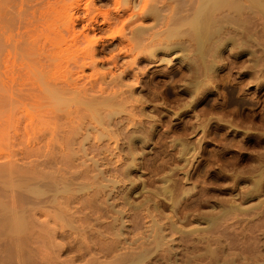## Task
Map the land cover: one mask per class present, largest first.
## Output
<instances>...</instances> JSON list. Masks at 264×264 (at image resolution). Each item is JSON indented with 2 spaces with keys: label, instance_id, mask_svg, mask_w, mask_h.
Returning <instances> with one entry per match:
<instances>
[{
  "label": "rangeland",
  "instance_id": "374dc122",
  "mask_svg": "<svg viewBox=\"0 0 264 264\" xmlns=\"http://www.w3.org/2000/svg\"><path fill=\"white\" fill-rule=\"evenodd\" d=\"M46 1L47 0H0V14H1L0 15V22H1L0 25H2V28L0 26V29H2V30H0V36H1L0 37V66H2L1 64H3V59H5L7 55H8V57H10V55H12V56L14 55L15 58L17 57V59L15 60L16 68L20 64L22 65L20 68H24V66H28L29 64H32V62L29 63V60H31V59L26 57L27 54L23 55V53H25L27 51L26 49H28V52H29V50L31 49L30 48L31 45H29V44L31 43L33 45L35 41L31 42L30 38H28V37H30V31L28 30L29 33L24 31L25 29L23 26H25V25L23 22L25 19H27L33 15L32 17L34 19L31 17V20H33L32 23H34L35 18L40 16L39 9L44 5L46 6V4L44 3ZM48 1H51V0H48ZM87 1L88 2L90 1L89 5H90V8L92 10L96 11L97 9H95V8H98L97 11L99 12V10L104 11V10H108V8H109L108 11H111L109 13H112L114 15H116L118 13L119 14L122 13L123 16L125 15V19H124L125 21L124 22H125L126 28L124 27L125 29L123 31L124 38H127L128 36H130L127 34H129L128 33L129 29L132 28L133 24L135 26H139V24H141L142 26H144V25L145 26H147V25L152 26V23H154L152 21V19H150L149 16H143L144 15V9L142 6L143 0H131L132 2H135L138 5L137 4L136 5H133V4L128 5L127 3H124V2H123V4L120 3V5H119L120 8L115 9V10H114V8H117V7L113 3V0H104V1L102 0V2L100 0H87ZM41 2L43 3V5ZM53 2L55 5L56 1L52 0L51 3L53 4ZM76 2L80 3L79 7H78L79 4L77 5ZM84 2L86 3L85 0L84 1H82V0H59V2H56L57 3L56 5H58L57 7H59L61 5V7H59L60 11L62 10V7L64 8L63 10H65V11L67 9L66 12H68V11L70 12L74 9L73 12L79 11L80 15H81V13L83 11V7H84V5H83ZM156 4L160 5V3H156ZM38 6H41V7L38 8ZM68 6L70 8H68ZM54 7H56V6H54ZM102 8H105V9H102ZM130 9H131V11H130ZM31 10H32L33 14H32V12H30ZM33 10H35L37 12L36 14H38V16L37 15H36V17L34 16L35 11H33ZM116 10H117V12H116ZM164 10H160L159 14L160 15L168 14V12H167L168 10L167 9L165 11ZM27 11L29 13H27ZM126 11H127V13H125ZM128 11L130 13H128ZM101 13L102 12H100L98 14L101 15ZM142 13H143V15H142ZM98 14L96 15V19H98L97 21L100 22L102 17ZM20 15H21V17H20ZM1 17H2V19H1ZM23 17H27V18L23 19ZM29 20H30V18H29ZM29 20L27 21V23L31 22V21L29 22ZM128 20L131 23L128 22ZM2 21H4V22H2ZM63 21H66L65 18ZM37 22L35 21V24ZM14 23H15V25H14ZM22 23H23V26H22L23 29H20L22 27H19L20 26L19 24L22 25ZM27 23H25V24L28 25ZM161 23H162V20L160 19L158 21V23L155 24V26L153 25L149 29L148 32H151L154 30L159 31V29H162L160 27L158 28V26H161ZM120 24H121V22H120ZM128 24L129 25L132 24V25L129 26ZM117 25H119V22H118V24H116V26ZM25 27H27V26H25ZM32 27H34V26H32ZM32 27H30V30L32 29ZM127 28H129V29H127ZM76 30H78V31L81 30V22L75 24V31ZM23 31H24V33H21ZM32 31H31V33H32ZM109 31L110 30H106L103 32L104 34L102 33V35H101V33H99V34H97V36L98 35L102 36L101 39L103 41L100 43V45L106 44V46L108 45L107 48H109L110 45L111 46L113 45L114 48L116 47L115 50L113 49V52L115 53V52H117V45L119 44V41H120L119 37L120 36L113 35L114 38H110L109 35L114 33V29H113V31L111 29V31H112V32L110 31L111 33H109ZM22 35H24V37ZM25 35H27L28 37ZM35 35H36V32H35ZM18 36H19V38H16ZM40 38L42 39L41 36H40ZM28 39L30 40V42H28L29 41ZM41 39H39V41H36V42L38 43V42L42 41ZM18 40H20V41L18 42ZM23 40H28V41H25V43L29 46L24 45L25 43ZM34 40H37V39H34ZM40 43H38L39 46L42 45V43H41V45H40ZM19 44H21V45H19ZM22 45H23V47H22ZM38 45L36 44V46H34V47H36V50L33 46H32L31 50L37 51ZM19 46H20V48H19ZM16 47H18V49ZM38 49H39V47H38ZM173 50L174 51H172V50L170 52L168 51V53L166 54L167 57L161 53L160 54L158 53L156 58H158V57L159 58L157 59V61H154L151 63H138V65H133L135 67L134 70H136V72H138V76L140 77L139 84H137L135 82V80H133L131 77L123 79L124 83L129 84V82L131 80L130 84H133V86H138V88L134 92V96L137 97L139 100H142L141 103L140 102H137V103L134 102V106H133L134 108L132 107L134 109V111H133V109H131V107L129 108L136 115L131 110L127 109V111L128 112L130 111L131 113H133L134 118H138L137 113L141 109L143 110V108H144V110H143L144 114L142 115V117H140V119L143 118L141 120H143V125L145 127V131L147 129H149L150 127H151L152 131L149 134L146 131L142 135V137L145 139V143L140 142L141 140L135 141V142H138V144H140V145L143 144V146H142V150H140L142 152L141 153L142 155L141 154H137L138 156L135 155V158H136L135 162L137 161L136 162L137 165L130 169L129 176L132 177V181L130 180L131 179L130 177H129L130 178L129 180L128 179L120 180L119 177L115 174L116 173L115 169H117L119 166H125V167L128 166L127 161L129 162L130 158L124 154L125 149H126L125 148L126 145L123 143L121 137H118L119 135L116 137L117 138L116 140L115 139L112 140L113 138L108 140V142L110 144L114 143V144H111L112 147L115 146L116 143L119 146V149H116V150L113 149L111 151V155H109L110 160L108 158V155H106V160L108 158V160H109L108 162L110 163V161H111L113 166H116V167H112L111 163L109 164L110 166L109 165L107 166L105 164L101 165V163L103 161L100 159H99V161L101 163L97 160V164L99 163L97 165V167L99 169H104V168H106V166L110 168L109 171L104 173V175L107 174V176L110 177V179L107 176L104 177V179H103L104 183H102V184L106 183V184H108L107 186H109L112 183V181H113V184H111L109 187L106 186L107 189L104 190L106 193L104 192L103 195L97 194L98 196L96 197L95 193L97 191H95L94 195H95V198H97V199L92 197L93 192L90 191V190H95L96 188L93 189V188L89 187V188L85 189V191L84 190L81 191L80 194H78V192L76 194L75 190H77V189H75L73 191L75 194L73 193L74 195H72V196L69 193H67L68 195L66 193H63L64 195L61 194L60 198H57V197H59V195H56L58 203H55V205L52 203V205H51V203L46 201V200L50 199V197L53 196L51 194H53L54 191H49L51 193L50 194V193H48V191L45 190V188L43 186L40 187L41 184H36V183H35L36 186L34 189V190H36V192H34V190L30 189V188H33V186L35 184L31 185L32 182L31 181L28 182V180H25L28 178V177L27 178H25V177L27 175H29L30 172L32 174L33 170H34L33 173L43 172V173H40L41 175L39 174L40 176H42V174H43V176L44 175L49 176V173L46 174L49 167L47 168V166L45 167L42 164L41 165L38 164V166H35L34 162L33 161H32L33 163L31 162L32 159H34L36 156L38 157L40 155L39 153H33V154H35V157H32L34 155H32L31 153H28L30 156V157H28L27 154H25V153L21 154V152H20L19 154H21V156L24 154L22 156V158L18 154L19 151L17 150V148L20 147V144L23 145L25 142L23 140H22L23 143L20 142L21 140H19V137L16 138L17 136H15V139H16V141H15L14 138H12V137L10 138L9 135L13 134V132H14V131H12L13 130L12 127H14V125L12 126V124L14 123L13 120L17 121V118H15V116L13 114H15V115L20 114V112H18L17 109H19V108L22 109L23 106L19 107V106H17V103H12L13 107H14V105H16V107H19V108L15 107L16 108V113H15L14 112L15 108H13L14 109L13 110L11 104H10L11 106H8L9 105L8 104L9 94H8L7 89L5 87L0 86L2 88H5V89L0 88V90L1 89L3 90V91L1 90L2 92L0 91V94L2 93L0 95V101L3 100L4 102H6L4 104L0 102L1 103L0 104V163L3 162V163H1L2 165L0 164V168L2 170L6 169L10 172L11 167L9 166V164H8V166H7V164L6 165L4 164V161L6 159H8V160H6L7 163L8 162L10 163L11 162L9 160L10 158L12 160L15 159L12 162H14V163L16 162L17 165H19V164L21 165V168L19 165L18 166L19 168H17V166H16V168H17L16 169L14 167L16 165V163H15V165L13 164L14 166L10 164L11 166H13L16 169V170H13L15 172V173L14 172L13 173L16 174V172H17V174L20 175V176L16 175L15 177L12 178V175H14V174L12 172H10L12 174V175H10V173H8V171H7L6 173L9 175L11 182L8 181L9 178H4L0 173V176H1L0 177V192H1L0 193V204H3V207H2V205H0V211H1L0 212L1 213L0 214V221H1L0 226H2V229L0 227V231H1V233H0V264H91V262H92V264H94V263L95 264H119V263L120 264H128V263L129 264H131V263L132 264H215V263L216 264H223V262H224V264H256V263L257 264H264V162H263L264 161V70L260 68L261 70L259 72H256L257 74L254 73L255 71H253V70H255V68L252 69L250 66H248L250 63H248L249 57L247 54L244 55L242 53V54L238 55L237 57L236 56L229 57L228 56L229 51L225 50L223 52L224 53L223 54V56H224L223 63L224 64L222 63V67L220 69L216 70L215 75H213V77H211L210 80L208 79V86H207V88L203 89L204 93L197 95L198 98H196L193 103H190L191 101L189 100L190 98L188 96V91L186 90V88L184 86L185 85L184 83L188 81V78H186V77H188V75H189V73L187 71L188 66H187V64H185V59H184L185 56H182L183 54H185V52H184L185 49L182 51L177 50V49H173ZM21 51H23V53H21ZM18 52H19V54H21L20 56H22L24 58L20 57ZM28 52H26V53H28ZM7 53H9L10 55ZM29 53L31 54L33 52H29ZM29 53H28V56H29ZM226 54L228 57L226 56ZM100 55L97 56V59H99V58L102 59V57H105L103 55L108 56V54H103L102 56H100ZM33 56H31V57L33 58ZM105 58H103L104 63H100L99 65H97V69L99 71H102V70L106 71L107 70L106 68L108 67L107 66L108 62L105 61ZM128 58H130V57H127L126 59H128ZM27 59H29V60L27 61ZM164 59H166V60H164ZM167 59H169V60H167ZM122 60H125V59H120L119 62H121ZM31 61H33V60H31ZM26 63H28V65ZM34 65H36V63ZM139 66H141V67H139ZM243 66H244V68L245 67H247V68L244 69V68H242ZM31 67H33V64L31 65ZM37 67H38V65H37ZM18 68H19V66H18ZM34 68H35V66L33 67V69ZM136 68H138V69H136ZM139 68H141V69H139ZM258 68H256V70ZM91 69L86 68L85 74L88 75V73L91 71ZM28 70H32V69L28 68ZM34 71H35L34 75L36 77L37 75L35 73L37 71L36 70H34ZM21 72H24V71L22 70ZM30 73H31V71H30ZM32 73H33V71H32ZM184 73L186 74V76L184 75ZM29 75H31V74H29ZM34 75L32 74L31 77H33ZM39 75H41V73ZM214 76H216V77H214ZM183 77L186 80H184ZM217 78H219V79H217ZM0 79H1V77H0ZM36 79L39 80L38 76ZM37 80H36V82L39 84V81L41 82V80H39V81H37ZM33 81H35V79ZM148 84L150 85V87L148 86ZM153 84H155V85H153ZM142 86H145V87H142ZM149 90H150V92L153 91L151 93H155L154 94L155 96L153 97L155 99H153L152 97L150 98V94L147 93V91H149ZM3 93H5V94H3ZM6 94H8L7 98H6ZM140 94H142V95L144 94L143 97H141L142 95L140 96ZM145 94H146V96H145ZM2 95L4 96V98H6V100L3 97L1 99ZM187 97H188V99H186ZM147 99L149 101H152V102L149 103V101H146ZM144 100H145V103H143ZM139 105L141 108L139 107ZM5 108H7V109L5 110ZM25 108H29V106L25 107ZM29 109H31V108H29ZM5 111H6V113H5ZM19 111H22L25 113V111H23V110H19ZM33 111H34V109H33ZM33 111H30V112H33ZM127 111H125L124 114ZM144 111H146V112H144ZM11 112H13V113L11 114ZM148 112L150 113L149 114L150 116L147 115ZM9 113L11 115H9ZM6 114L9 115L8 117L11 116L12 118L10 119L7 117V119H6V116H7ZM121 114H123V113H121ZM144 115L145 116L147 115V116L144 117ZM151 115H153L154 117ZM18 116L19 115H16V117H18ZM20 116H19V118L21 119ZM24 117H23L24 119L22 118L23 122H21V120L18 118V120L20 121V125L17 124V122L15 121V123L18 125V127L19 126L21 127V126H23V124H25V119H27V118H26V116H24ZM6 120L8 121V123ZM9 121H10V124H9ZM21 128H23V127H21ZM19 130H21V129H19ZM19 132L20 131H18V133ZM14 135H15V133H14ZM5 137H6V139H5ZM8 137H9V139H8ZM146 137H148L149 139H146ZM118 139H120L122 142ZM147 140H148V142H147ZM11 141L16 142L15 143L16 145L14 144V146H16V147H14V149L11 148L13 146H10V145H13V142H11ZM17 141L20 144L19 143L17 144ZM119 141L122 144H120ZM40 143L42 144V142H40ZM181 145L186 146L183 149L184 150L183 155L179 154V152L182 153L180 151V149L182 150ZM25 146L26 145H24L23 147L21 146V147L24 148ZM20 148H18V149H20ZM10 150L12 152H14V157L18 154L19 155L18 157H20V160H17V159H19V158H17V156L15 158H12L13 156L9 158L7 156V154H10L9 153ZM2 154H4V155H2ZM11 154H13V153H11ZM5 155H6V157H5ZM25 155L28 158L25 157ZM117 155H118V157H117ZM89 156H90V154H89ZM37 157H36V159L39 158V160H40V156L38 158ZM42 158H43V156H42ZM95 158L96 157H94V159ZM120 158H122V160ZM2 159L3 160L5 159V160L3 161ZM115 159H117V160H115ZM6 161H5V163H6ZM28 163L34 164L35 167L32 166V164L29 165ZM124 164H126V165H124ZM163 164H164V166H163ZM23 165L26 166V167H24V169L27 168V169H30V171L28 172L27 169L22 170ZM103 165H105V166H103ZM159 165H161V166H159ZM29 166H30V168H29ZM31 166L34 167L36 170L35 169L32 170ZM42 166H43V168H42ZM178 166H180V167H178ZM260 166H261V168H260ZM13 167H12V169H13ZM38 167H40V168H38ZM44 167H45V169H44ZM159 167H160V169H159ZM51 168H50V170H51ZM111 168H112V170H111ZM113 168H115V169L113 170ZM18 169H21V170L18 171ZM38 169H40V170H38ZM6 170H3V171L5 172ZM161 170L165 173H163ZM20 171H26V172L18 173ZM51 171L53 172V169ZM51 171H49V172H51ZM176 171H177V173H176ZM0 172H2V171H0ZM6 173L5 174L2 173V174L5 175V177H6ZM38 173H36V174H38ZM51 173H50V176H52L53 178L56 175L58 176V174H55L54 172H53L54 176H53V173H52V175H51ZM151 173H153L154 175ZM157 173L160 175V178L158 177L159 175ZM23 174H24V177L21 178V179H23V183L16 185V183L18 184L19 181H21L20 177H22L21 175H23ZM171 174L173 175V177ZM8 175H7V177H8ZM165 175L169 178L168 179L165 178ZM17 176L20 180L17 178ZM57 176L55 179L59 178ZM111 177L116 179L115 184H114L115 180L112 179V181H111ZM15 178L18 179V181L14 180ZM45 179L48 180L47 178H45ZM175 179H177V180H175ZM117 180H118V182H117ZM123 180H124V182H123ZM165 180H166V182H165ZM4 181H6V182H4ZM13 181H16V183ZM105 181H107V182H105ZM258 181H260V183ZM8 182H10V183H8ZM65 182H66V180H65ZM131 182H133L134 184ZM256 182H257V184H255L256 185L255 188L256 189L258 188L259 189V190L257 189L258 191L254 188V183H256ZM12 183L15 184L16 190H15V188L13 189L14 186ZM29 183H31V184H29ZM6 184L7 185L9 184V186H7ZM24 184H25V186L27 185V187H26V190L23 192L22 189L24 188ZM79 184L77 183L78 186H79ZM168 184H169L168 188L172 187L169 190L170 191L173 190L171 194H170V192L168 194L170 195V197H172V196L174 197V198L172 197L174 199V201L177 200L176 204H173L174 201L170 199V197L167 193H166V195H163L164 197H160V196H162V194L158 195L159 198H158V196H155L162 189L163 186L167 187ZM175 184H177V186H175ZM20 185H22L21 191H20V188H17ZM28 185H30V187ZM77 185H75V186L77 187ZM159 185L160 186L162 185L161 188ZM10 186L12 188L9 190ZM71 186H73V185H70V188H71ZM257 186H259V187H257ZM37 187L38 188L40 187V189L38 190ZM5 188H7V189H5ZM109 188H111V189H109ZM149 188H150V190H149ZM248 188H251L249 190H251L250 191L251 194L253 193L252 196H251V194H249L250 196L248 195ZM155 189H157V190H155ZM7 190H8V192H7ZM11 190H12V192H11ZM17 190H19V191H17ZM31 190L34 192V195L32 194L33 192ZM42 190H44L45 193ZM252 190L257 191L258 193L257 192L254 193V192H252ZM13 191H16V194L13 193ZM39 191L42 192L43 194L41 196V194L39 193V198H37L36 193ZM113 191L115 192V194ZM19 192H20V194H18ZM27 192L29 193L28 196L30 197V200H27V198L29 199V197L27 196ZM108 192H110V193L108 194ZM154 192H157V193H154ZM180 192H182V193L180 194ZM183 192H186V194ZM21 193H23V194H21ZM82 193H83V195H82ZM119 193H120V195H119ZM125 193H127V196H128V203L127 202L124 203V201L122 199H120L121 195H124ZM144 193H147V194H144ZM14 194L16 195V196H14L15 198L18 197L17 194L19 195V198H18L19 200L17 198H16V200H18L20 202H16L15 198L13 197ZM30 194L32 197L30 196ZM65 194L68 197L71 196L72 199H71V197H69L70 200H66L65 198L67 196ZM150 194H153V195L151 196ZM244 194H246L247 196L245 197ZM24 195L27 196V198ZM62 195L64 196V201L62 199L63 198ZM78 195H82L83 199H81V197L77 198L76 196H78ZM146 195H147V197H146ZM4 196L6 198H3ZM99 196L102 198L100 199ZM116 196H118V197H116ZM144 196H145L146 200L143 199ZM149 196H150V198H149L150 201H151V197H152V200H153V201H151L152 203H150L148 200ZM34 197H35V199H37V201L34 200ZM73 197L74 198L76 197L79 201L76 198L73 199ZM114 197L117 199L115 200ZM153 197H155L156 199H154ZM243 197H244V201L242 199ZM89 198L92 200H90ZM103 198L106 199L107 201L104 200ZM118 198L120 199L121 203H120ZM246 198H247V200H245ZM88 199L91 202L93 201V199H95L93 201L94 203H96V201L98 199H100V202L98 200L97 203H99L101 205V207L97 203H96V205H98L99 207L98 206L96 207V205L94 206L93 203H91ZM102 199H103V201H102ZM60 200H62V201L59 202ZM71 200H73V201H71ZM113 200H115V201H113ZM138 200H141L143 202L138 201ZM43 201H44V203H43ZM82 201L85 203L82 204L83 203ZM146 201H148V202H146ZM170 201H172V202H170ZM1 202H3V203H1ZM4 202H5V204H4ZM9 202H11V203H9ZM35 202H37V205L39 204V209L35 205ZM101 202H103V204L104 203L105 204L102 205ZM110 202H111V204H110ZM185 202H186V204H185ZM240 202H242L241 203L242 205L240 204ZM261 202L263 204H261ZM31 203L34 204V206L31 205ZM62 203H65L64 205L66 207ZM86 203H89V205L87 204L89 207L87 205H85ZM135 203L137 204V206H135ZM171 203H172V205H171ZM252 203H254L255 205L257 204L258 206L256 207L253 204V206H254V208H253V206H251ZM13 204L19 208L21 206H24V205H26V206L22 207L24 209L21 208V210H19V212H18L17 207H15ZM27 204H28V206H27ZM145 204H146V206H145ZM228 204L229 205L232 204V206L230 205L231 207H234V206L237 207L238 204H240V208L250 207L251 209L249 208L246 210L244 208V210L242 209L244 212H242L240 209H239L240 211H238L236 209L237 212H239V213L241 212L240 213L241 215L238 213L239 216L236 214L237 212L235 209L233 212H236V213H234V214L233 213L232 214L226 213L227 214L226 215V214H224L225 212L223 213L220 210H223V209L226 210L227 207L229 208ZM233 204H236L237 206L233 205ZM5 205L7 206V208ZM60 205L63 208L60 207ZM81 205H83L84 207ZM90 205H92V206H90ZM132 205H133V207H132ZM226 205H227V207H226ZM4 206L6 209H8L7 211H6V209L4 210ZM8 206H11V209H9ZM134 206H135V208H134ZM172 206H173V210H172ZM12 207L13 208L15 207L16 210H15V208H14V210L17 211L18 213L13 211L15 213L13 215V212H11L13 210ZM30 207H31V209H30ZM81 207H82V210H81ZM104 207L107 209V211H105ZM108 207H110V208L108 209ZM113 207L115 209H118V210L113 209ZM121 207L124 209H122ZM169 207H171V208H169ZM181 207H182V209H181ZM221 207H223V208L220 209ZM231 207L229 208V210H231ZM259 207H260V211H259ZM43 208H44V210H43ZM53 208L54 209L57 208V209H55V211H54ZM60 208L62 210H60ZM89 208H91V209H89ZM95 208H97V209L100 208V209H98L99 210L98 211ZM228 208H227L226 212H230L228 210ZM101 209H104V211H101ZM161 209L163 211H161ZM95 210H96V212H95ZM109 210H110V212H109ZM122 210H124V211L122 212ZM127 210H129V211H127ZM143 210H144V212H143ZM214 210H217V211L219 210L218 212H220V215L222 213L223 214L221 216L219 215V217H221V218L218 217L219 218L218 219L216 217L217 220L215 219V221H211V220H209V218L213 217L215 214H218L217 211H214ZM2 211H3V213H2ZM8 211H10V212L8 213ZM39 211H41L42 214ZM93 211L96 214L91 213ZM147 211H149V212L147 213ZM150 211H151V213H150ZM171 211L173 214L170 213ZM20 212H24V213H20ZM28 212H29V214H28ZM44 212H46V213H44ZM64 212H65V214H64ZM88 212H90V213H88ZM112 212H113V214H112ZM175 212H176V214H175ZM39 213H40V216H39ZM59 213H61V214H59ZM66 213H67V215H66ZM121 213H123V214H121ZM199 213L201 216L198 215ZM6 214L8 215L7 216L8 220H6V218H5ZM18 214H23L25 216H22V215L19 216ZM99 214H101V215H99ZM109 214L111 216L112 215L113 216L111 217V216H109ZM181 214H185V215H181ZM202 214H204L205 217ZM248 214H249V216H248ZM9 215H11V217L16 219L15 222L20 219L19 217H21L20 220L22 221V218L24 217L23 218L24 224L21 225L20 229L15 228L16 224H15L13 218L11 219ZM15 215L18 216L19 219L14 217ZM36 215H37V217H36ZM46 215H49V216H46ZM91 215H93V216H91ZM103 215H105V216L103 217ZM116 215L118 217H116ZM172 215L173 216L175 215V216L173 217ZM26 216L27 217L30 216V217L27 218ZM48 217H49V219H47ZM80 217L84 220H82ZM101 217H102V219H101ZM120 217H122V218H120ZM128 217H129V219H128ZM150 217H151V219H150ZM152 217H154V218L152 219ZM158 217H161L162 220H159L160 218H158ZM171 217H173V218H171ZM182 217H183V219L185 217L186 218L183 220ZM201 217H202V219H201ZM37 218H39V219H37ZM69 218H70V220H69ZM118 218H119V220H118ZM165 218L166 219L168 218V220H166ZM30 219L33 220V222H30L29 221ZM35 219H36V221H35ZM120 219H122V220L120 221ZM155 219H156V221H154ZM230 219H231V221H230ZM24 220L25 221L27 220L28 222L26 221L27 222L26 223V222H24ZM41 220H44V221H41ZM142 220H143V222H142ZM152 220H153V222H151ZM4 221L6 222L7 226H5ZM11 221H13V223ZM34 221L38 224V226L40 225L39 226L40 228L38 226H36V227L34 226V228H32L33 225H37ZM81 221L83 222L84 225L82 224ZM84 221H85V223H84ZM161 221H162V224H161ZM7 222H8V224H7ZM40 222L41 223L44 222V224H41ZM61 222L64 224H62ZM68 222H69V224H68ZM103 222H105L104 225L109 223L108 225H106L109 227L104 226ZM106 222H108V223H106ZM114 222H116L117 224ZM121 222L123 223L124 226L122 225ZM149 222H151V223H149ZM10 223H12L11 224L12 227L10 229H8L9 228L8 225H10ZM28 223L30 224L29 226H28ZM137 223H138V225H137ZM152 223H154L153 226L156 223H157L158 227L160 226L159 227V229L161 231V232H159L160 235L163 233V235H161L162 237L160 235L157 239L155 237L156 240L154 242H152L153 241V239H152L153 234L151 235V233H154V230H152V228H155L157 225L154 227H151ZM173 223H174V225H172ZM80 224H82V225H80ZM112 224H114V226ZM175 224H176L177 228L175 227V229H173ZM196 224H197V226H196ZM219 224H220V226H219ZM251 224H252V226H251ZM25 225H26V227H25ZM43 225H45V226H43ZM46 225H47V227H46ZM62 225L63 226L65 225L64 226L65 228ZM67 225H69L70 227L69 226L67 227ZM116 225H118V226L116 227ZM41 226H42V228H41ZM51 226H53V227H51ZM71 226L73 229L71 228ZM84 226H86V227H84ZM94 226H95V229H94ZM171 226H173V228ZM178 226H180V228ZM81 227H82V229H81ZM203 227L206 229H203ZM26 228H28L27 229L28 231H26ZM29 228H30V230H29ZM31 228H32V231L34 230L33 231V234L35 233L34 236H33V234L30 233V232H32ZM46 228L48 230H46ZM107 228H109L108 230L110 232L106 231ZM120 228H121V230H120ZM145 228H147V229H145ZM161 228L162 229L165 228V230H162ZM182 228H184V229H182ZM245 228H246V230H245ZM7 229L9 230V232H11L10 230L12 229L13 234L7 232ZM40 229L41 230L44 229L46 231L45 232L43 230L40 231ZM49 229H50V231L51 230L53 231V229L55 231H53V233L51 231V233H50ZM85 229H87V230H85ZM178 229H180L179 232H178ZM188 229H191V231H192V232L191 231L189 232L190 234H187L189 231ZM18 230L19 231L21 230L22 233L20 234V232ZM24 230H25V232H24ZM35 230H36V232H35ZM146 230H148V231H146ZM149 230L150 231L152 230L153 232L151 231V233H150ZM181 230L183 231V233ZM96 231H97V233L98 232L99 233L97 234ZM135 231H137L138 233ZM172 231H174V233ZM176 231L178 232V234H176L177 233ZM37 232L39 233V236H38ZM40 232H41V234H40ZM78 232H80V233H78ZM143 232H144V234H143ZM64 233H65V235H64ZM149 233H150V236L148 235ZM28 234H29V236H27ZM116 234H117V236H116ZM127 234H129V235H127ZM165 234H166V236H165ZM31 235H32V237H31ZM135 235H137L136 238H135ZM15 236H17L16 241H15L16 238H14ZM53 236H55V237H53ZM145 236L147 237L146 238L147 241L144 240ZM197 237H198V239H197ZM36 239L38 240L37 243H36ZM49 239L51 242L49 241ZM27 240L28 241L30 240V241L27 242ZM41 240H43L44 244H42ZM104 240H105V242H104ZM142 240H144V241H142ZM159 240H160L161 244H160ZM163 240H164V242H163ZM215 240H216V242H215ZM87 241H88V243H87ZM118 241H120V242H118ZM156 241L160 244V245L158 244L157 247H156V244H157ZM10 242L11 243L13 242L14 244L13 243L11 244ZM31 242H33V245ZM166 242H167V244H166ZM21 243H22V245H21ZM102 243H104V246L102 245ZM136 243L138 244V246ZM150 244H152V245H150ZM15 245L18 248L15 247ZM111 245H112V247H111ZM130 246H133V247H130ZM143 246H144V248H142ZM169 246H171V247H169ZM12 247H13V249H12ZM19 247H20V249H19ZM38 247H39V249H36ZM126 247L128 249H126ZM28 248L29 249L33 248V249L29 250ZM109 248H111V249H109ZM107 249H109V250H107ZM102 250H104V251H102ZM129 250H131V252ZM169 250H171V251H169ZM19 251H20V253H19ZM113 251H115L117 255ZM118 251H120V252H118ZM134 252H135V254H134ZM140 253H141V255L139 256ZM216 254H217V257H216ZM131 255H133V256H131ZM22 256H23V258H22ZM91 256H93L94 258ZM113 256H117L118 258L113 257ZM128 257H129V259H128ZM133 257H134V259H133ZM142 257L144 259H142ZM21 258H22V260H21ZM112 258H113V260L115 258V260H114L115 262L112 260ZM136 258L137 259L139 258V259L137 260ZM89 259H91V260L89 261ZM117 259H119L120 262ZM224 259H225V261H224ZM129 260H130V262H129ZM259 260H261V261L259 262ZM254 261H256V262L254 263Z\"/></svg>",
  "mask_w": 264,
  "mask_h": 264
},
{
  "label": "bare ground",
  "instance_id": "6f19581e",
  "mask_svg": "<svg viewBox=\"0 0 264 264\" xmlns=\"http://www.w3.org/2000/svg\"><path fill=\"white\" fill-rule=\"evenodd\" d=\"M52 1V0H51ZM51 1H46L44 2L46 4V6H38L41 7L39 9V14L40 16H38V14H36L37 12L35 10V13H34V16L36 17V15L38 17L35 18L34 20V23H32L33 20H31V17L30 20L29 18L27 17H23L24 18H27L29 20L30 23H27V19L24 20V25L27 26H23V23L22 25L19 24L20 26L19 27H24V31H26L27 33H29L30 31V40L31 42H36V41H39L40 36L42 37V41L38 42L40 43L41 46L38 45V43L34 42V44L32 45L31 43L29 45L30 48L32 49V46H36V44L38 45L37 47V51H34V50H29V52H33V53H29L28 52V49H26L25 51L29 53V56H28V53H23V51H21V53L24 54H27L26 57L30 58L31 60L27 59V61L29 60V63L32 62L33 64V67L35 66V68L33 69V67H31L32 64H29L26 63L28 66H24V68L27 70H25L24 68H20L22 65H18L17 68H16V62L15 60L17 59V57L15 58V56L13 57L12 55H10V57H8V55L6 56L5 59H3V64H1L2 66H0V86L2 87H5L8 91V94H9V99H8V106H11L12 105V109L16 107V105H14L13 107V104L12 103H17V106L19 107H22L23 108H19V107H16V108H19L17 109L18 112H20V114H16V115H21V119L18 117H16L15 114H13L15 116V118H17V124L20 125V121L18 120V118L21 120V122H23V119L25 118L24 116H26L27 119H25V124H23V128H20L18 127V125L15 123V121L13 120V122L16 124H12V126L14 125L13 130V134L9 135V137L11 138H14V140L16 141L15 139V136H17L16 138L19 137V140H21L20 142L23 143V141L25 142L23 145H21L18 141H17V144L19 143L20 144V147L26 145L24 148H20L17 150L19 151L18 154L21 152L22 153H25L29 156L28 153H31L32 157H35V154L33 153H39L40 155V160H39V156L37 157L38 159H36V157L34 159H30L31 162L33 161L35 166H38L39 165H43V166H47V168L49 167L48 171L46 172V174L49 173V176H40L41 174L40 173H43V172H36V173H33L35 169L34 167V164L32 163H28L29 165L32 164V174L30 172V176L27 175L25 178V180H28L32 182L29 183L31 185H34L35 183L36 184H41V186H43L45 188L46 191H48V193H50L49 191H54L52 197H50V199L46 200L48 202L52 203L55 205V203H58V200L57 198H60V195L63 194V193H69L72 195H74L75 193L77 194H80L81 191H85V189L91 187L95 190H90L91 192H93V195L92 197L95 198V195L96 197L101 194L103 195L104 194V190L107 189V187H109L111 184H113V180L114 181V184L116 182V179L112 178L111 177V181L112 183L107 186L108 184H102L104 183L103 179L104 177L107 176L104 175L105 172L109 171V167H107L110 163L108 162L110 160L109 158V155H111V151L114 149H119V146L117 145V143L115 144V146L112 147L111 144H114V143H109L108 140L112 139V140H116L117 136L118 137H121L123 143L126 145L125 146V155L127 157L130 158L129 162L127 161V165L128 166H119L117 169L113 168V170L115 169V174L119 177L120 180L122 179H130L132 181V177L129 176L130 174V169L134 166L137 165V161L135 162L136 158H135V155L137 154H141L142 152L140 150H142V145L138 144V142H135V141H139L141 140L140 142L142 143H145V139L142 137V135L147 131V133L149 134L152 129L151 127L149 129H147L145 131V127L143 125V118L140 119V117H142V115L144 114L143 113V110L141 109L138 113H137V117L138 118H134V102H140L142 100H139L137 97L134 96V92L136 91V89L138 88V86H133V84H129L128 83H124L123 82V79L124 78H128V77H131L133 80H135V82L137 84H139L140 82V77L138 76V72H136V70H134V66L133 65H138V63H151V62H154V61H157V59L159 58H156L158 53L160 54H163L166 56V54L168 53V51L170 52L171 50L174 51L173 49H177V50H184L185 49V54H183L182 56H185L184 59H185V64H187V71L189 73L188 77V81L185 82L184 86L186 88V90L188 91V96H189V101L190 103H193L194 100L197 97V95L201 94V93H204L203 92V89L207 88L208 86V79L210 80L211 77H213V75H215V72L217 69H220L222 67V63H223V52L225 50L229 51L228 52V56L231 57V56H238L240 54H247L248 55V59H249V62L250 63L248 66H250L252 69L255 68V71L254 73L256 72H259L261 69L264 70V0H143V9H144V15L142 13L143 16H149L150 19H152V21L154 23H152V26L155 24L158 23V21L161 19L162 20V23H161V26H158V28H162V29H159V31H151V32H148L149 29L152 27L151 25L150 26H142L141 24H139V26H135L133 23L130 24L132 25V28H127L129 29V34L127 35H130V36H126L127 38H124V29L126 28L125 27V15L123 16V14H112V13H109L111 11H108V10H104V11H101L99 10V12L97 11L98 8H95L97 9L96 11L95 10H92L90 8V5H89V2L87 0L86 3L84 2V7H83V11L80 15V12L79 11H66L63 10L64 8L62 7V10L60 11L59 7H61V5L59 7H57L58 5H56L57 3L56 2H59V0H55V5H54V2L53 4L51 3ZM54 1V0H53ZM84 1V0H82ZM102 2V0H100ZM104 1V0H103ZM124 3H127L128 5L129 4H133V5H136L137 3L135 2H132L131 0H113V3L116 5L117 8H114L115 9H118L120 8L119 5L120 3L123 4ZM42 3V2H41ZM40 3V4H41ZM78 7L80 6V3L76 2ZM106 3V2H105ZM111 3V2H110ZM156 3H160V5L156 4ZM39 4V3H38ZM37 4V5H38ZM100 4V3H99ZM43 5V3H42ZM132 5V6H133ZM138 5V4H137ZM56 6V7H54ZM70 6V5H69ZM68 6V8H70ZM131 6V7H132ZM136 7V6H135ZM37 8V9H38ZM43 8V9H42ZM57 8V9H56ZM77 8V7H76ZM36 9V8H35ZM45 9V10H44ZM102 9H105V8H102ZM107 9V8H106ZM123 9V8H122ZM121 9V10H122ZM135 9V8H134ZM133 9V10H134ZM168 10V14H163V15H160L159 14V11L160 10ZM164 10V11H165ZM131 11V9H130ZM32 12V10L30 11ZM41 12V13H40ZM96 12V13H95ZM102 12L101 15L98 14V13ZM117 12V10H116ZM124 12V11H123ZM2 13V12H1ZM19 13V12H18ZM21 13V12H20ZM27 13H29L27 11ZM127 13V11L125 12ZM128 13H130L128 11ZM24 14V13H23ZM33 14V12H32ZM100 15L102 17L101 21L98 22L96 19V15ZM112 14V15H111ZM1 15V14H0ZM25 15V14H24ZM128 16V15H127ZM132 16V15H131ZM19 17V16H18ZM21 17V15H20ZM130 17V16H129ZM128 17V18H129ZM11 18V17H10ZM33 18V17H32ZM39 18V19H38ZM65 18L66 21H63ZM2 19V17H1ZM20 19V18H19ZM34 19V18H33ZM38 19V20H37ZM13 20V19H12ZM27 20V21H26ZM19 21V20H18ZM17 21V22H18ZM26 21V22H25ZM35 21L37 22L35 24ZM119 22V25L116 26V24H118ZM144 21V20H143ZM4 22V21H2ZM22 22V21H21ZM20 22V23H21ZM81 22V30H76L75 31V24L77 23H80ZM121 22V24H120ZM128 22H130L128 20ZM1 23V22H0ZM25 23H27L28 25H26ZM131 23V22H130ZM135 23V22H134ZM8 24V23H7ZM31 24V25H30ZM33 24V25H32ZM36 26H35V25ZM15 25V23H14ZM18 25V24H17ZM16 25V26H17ZM129 25V24H128ZM129 25V26H130ZM160 25V24H159ZM1 28H2V25H0ZM34 26V27H32ZM18 27V26H17ZM16 27V28H17ZM20 28V29H23ZM30 27H32V29L30 30ZM125 27V28H124ZM128 27V26H127ZM19 29V28H18ZM19 29V30H20ZM27 29V30H26ZM113 31L114 29V33H112L111 35H109L110 38H114L113 35H118L120 36L119 39V46L117 45V52H113V49L115 50V48L113 47V45L109 48H107L106 44L104 45H100V43L103 41L101 38L102 36L98 35L99 33H102L106 30H110ZM126 29V30H127ZM2 30V29H0ZM6 30V29H5ZM8 30V29H7ZM17 30V29H16ZM29 30V31H28ZM33 30V31H32ZM15 31V30H14ZM21 32V33H24ZM32 31V33H31ZM109 31V33H111ZM25 32V33H26ZM34 32V33H33ZM35 32H36V35H35ZM126 32V31H125ZM16 33V32H15ZM19 33V32H18ZM34 36H33V35ZM104 34V33H103ZM29 35V34H28ZM24 37V35H22ZM33 36V37H32ZM1 37V36H0ZM22 37V38H23ZM35 37V38H34ZM39 39H38V38ZM105 37V36H104ZM3 38V37H2ZM5 38V37H4ZM9 38V37H8ZM16 38H19L16 37ZM7 39V38H6ZM27 39V38H26ZM34 39H37V40H34ZM17 40V39H16ZM29 40V39H28ZM28 40H23L24 43L25 41H28ZM30 40L28 42H30ZM7 41V40H6ZM20 40H18L19 42ZM17 42V41H16ZM17 42V43H18ZM3 43V42H2ZM113 43V42H112ZM23 44V43H22ZM21 45V44H19ZM24 45H27L26 43ZM27 45V46H29ZM26 46V47H27ZM23 47V45H22ZM18 49V47H16ZM20 48V46H19ZM35 50H36V47H34ZM33 48V49H34ZM22 49V48H21ZM176 50V51H177ZM18 51V50H17ZM179 51V52H180ZM20 52V51H19ZM18 52V54H19ZM13 54V53H12ZM101 54V55H100ZM103 54H108L107 55H103ZM178 54V53H177ZM21 54H19L20 56ZM34 55V56H33ZM105 56V57H102V59H97V56ZM246 55V56H247ZM18 56V55H17ZM33 56V58L31 57ZM227 56V54H226ZM227 56V57H228ZM22 57V56H20ZM25 57V58H26ZM127 57H130L128 59H126ZM167 57V56H166ZM24 58V57H22ZM103 58H105V61L108 62V67L106 68L107 70L106 71H99L97 69V65H99L100 63H104V60ZM162 58V57H161ZM120 59H125V60H122L121 62ZM163 59V58H162ZM170 59V58H169ZM167 59V60H169ZM232 59V58H231ZM5 60V61H4ZM103 60V61H102ZM166 60V59H164ZM225 60V59H224ZM228 60V59H227ZM234 60V59H233ZM241 60V59H240ZM26 61V62H27ZM235 61V60H234ZM36 65H34L35 63ZM170 62V61H169ZM182 62V61H181ZM184 62V61H183ZM225 62V61H224ZM233 62V61H232ZM243 62V61H242ZM241 62V63H242ZM25 64V65H26ZM224 64V63H223ZM234 64V63H233ZM238 64V63H237ZM247 64V63H246ZM38 65V67H37ZM102 65V64H101ZM151 65V64H150ZM236 65V64H235ZM225 66V65H224ZM239 66V65H238ZM237 66V67H238ZM260 66V67H259ZM37 67V68H36ZM141 67V66H139ZM152 67V66H151ZM231 67V66H230ZM259 67V68H258ZM28 68L32 69V70H28ZM86 68H92L91 71L87 74H85V69ZM172 68V67H171ZM184 68V67H183ZM244 68V66L242 67ZM247 68V67H245ZM244 68V69H245ZM250 68V69H251ZM256 68H258L256 70ZM261 68V69H260ZM100 69V68H99ZM138 69V68H136ZM141 69V68H139ZM24 71V72H21V71ZM34 70H36L37 72L35 73L39 80H41V82L39 80H37V76L35 77L34 75ZM114 70V71H113ZM168 70V69H167ZM247 70V69H246ZM31 71V73H30ZM33 71V73H32ZM41 75H39L40 73ZM117 71V72H116ZM116 72V73H115ZM177 72V71H176ZM250 72V71H249ZM218 73V72H217ZM253 73V72H252ZM31 74V75H29ZM32 74L34 75L33 77ZM183 74V73H182ZM251 74V73H250ZM257 74V73H256ZM184 75L186 76V74L184 73ZM255 75V74H254ZM41 78H40V77ZM184 76V77H185ZM260 76V75H259ZM152 77V76H151ZM150 77V78H151ZM183 77V79H184ZM216 77V76H214ZM262 77V76H261ZM32 78V79H31ZM245 78V77H244ZM258 78V77H257ZM35 79V81H33ZM219 79V78H217ZM253 79V78H252ZM39 81V84L36 82ZM128 80V79H127ZM126 80V81H127ZM186 80V79H184ZM250 80V79H249ZM255 80V79H254ZM182 82V81H181ZM214 82V81H213ZM250 82V81H249ZM256 82V81H255ZM183 83V82H182ZM218 83V82H217ZM141 85V84H140ZM155 85V84H153ZM148 86L150 87V85L148 84ZM0 87V88H2ZM142 87H145V86H142ZM172 87V86H171ZM5 88H2V89H5ZM1 89V90H2ZM0 90V91H1ZM3 91V90H2ZM1 91V92H2ZM5 91V90H4ZM158 91V90H157ZM171 91V90H170ZM140 92V91H139ZM144 92V91H143ZM153 92V91H151ZM150 90L147 91V93L150 94V98L154 97L155 93H151ZM137 93V92H136ZM146 93V94H147ZM157 93V92H156ZM2 94V93H1ZM0 94V95H1ZM5 94V93H3ZM6 94V98H7V95ZM145 94V96H146ZM142 94H140L141 96ZM144 95V94H143ZM143 95L141 97H143ZM178 95V94H177ZM144 96V97H145ZM182 96V95H181ZM2 97L4 98V96L2 95L1 96V99ZM139 97V96H138ZM185 97V96H184ZM6 98H4L6 100ZM147 98V97H146ZM141 99V98H140ZM143 99V98H142ZM145 99V98H144ZM155 99V98H153ZM188 99V97L186 98ZM183 100V99H182ZM185 100V99H184ZM146 101H149L148 99ZM1 103H6L4 102L3 100L0 101ZM152 102V101H149V103ZM0 103V104H1ZM145 103V100L144 102ZM154 103V102H153ZM187 103V102H186ZM11 104V105H10ZM19 104V105H18ZM144 105V104H143ZM29 108H33L29 109V108H25V107H28ZM7 107V106H6ZM131 107V109H133V111L131 109H129ZM133 107V108H132ZM140 107V105H139ZM144 107V106H143ZM8 108V107H7ZM5 108V110L7 109ZM16 108H15V113H16ZM141 108V107H140ZM150 108V107H149ZM153 108V107H152ZM11 109V108H10ZM28 111H27V110ZM128 110H131L133 113H131L130 111L128 112ZM158 109V108H157ZM14 110V109H13ZM19 110H23L25 111L22 112V111H19ZM33 111V112H30V111ZM148 110V109H147ZM151 110V109H150ZM149 110V111H150ZM11 111V110H10ZM127 111L125 114L124 112ZM146 112V111H144ZM6 113V111H5ZM13 112H11L12 114ZM23 113V114H22ZM123 113V114H121ZM152 113V112H151ZM9 113V115H11ZM79 114V115H78ZM150 113L148 112L147 115H149ZM159 114V113H158ZM7 115V114H6ZM7 115L6 116V119L7 117L9 116ZM136 115V114H135ZM146 115V116H147ZM24 118H23V117ZM144 115V117H146ZM150 116V115H149ZM153 116V115H151ZM154 117V116H153ZM8 118H12L11 116L8 117ZM14 118V117H13ZM23 118V119H22ZM150 118V117H149ZM152 118V117H151ZM157 119V118H156ZM159 119V118H158ZM9 120V119H8ZM151 120V119H150ZM5 121V120H4ZM7 121V120H6ZM19 121V122H18ZM153 121V120H152ZM154 122V121H153ZM5 123V122H4ZM8 123V121H7ZM6 123V124H7ZM9 124H10V121H9ZM22 124V123H21ZM151 124V123H150ZM153 125V124H152ZM205 125V124H204ZM217 125V124H216ZM6 126V125H5ZM10 127V126H9ZM6 128V127H5ZM11 128V127H10ZM154 128V127H153ZM21 129V130H19ZM23 129V130H22ZM9 131V130H8ZM18 131H20L18 133ZM202 131V130H201ZM46 132V133H45ZM12 133V132H11ZM15 133V135H14ZM7 134V133H6ZM147 134V135H148ZM14 135V136H13ZM8 137V139H9ZM22 138V139H21ZM6 139V137H5ZM146 139H149L148 137H146ZM12 140V139H11ZM13 140V141H14ZM23 140V141H22ZM120 140V139H118ZM10 141V140H9ZM11 141V142H13ZM121 141V140H120ZM119 141V142H120ZM121 141V142H122ZM151 141V140H150ZM42 142V144L40 143ZM120 142V144H122ZM139 142V143H140ZM148 142V140H147ZM16 142H13V145H10V146H13L11 148L14 149V144ZM137 143V144H136ZM11 144V143H10ZM40 144V145H39ZM119 144V143H118ZM181 144V143H180ZM179 144V145H180ZM16 145V144H15ZM9 146V147H10ZM188 146V145H187ZM6 147V146H5ZM186 146L185 145H181V148L182 150L180 149V151L182 153L179 152V154H182L183 155V152H184V148ZM140 152H139V151ZM7 151V150H6ZM11 151V150H10ZM10 154H7V156L10 158H15L17 156V160H20V157H18L19 155L21 156V154H17L15 157H14V152H10ZM15 151V150H14ZM179 151V150H178ZM121 152V151H120ZM144 152V151H143ZM2 153V152H1ZM13 153V154H11ZM5 154V153H4ZM2 154V155H4ZM16 154V153H15ZM90 154V156H89ZM119 154V153H118ZM10 155V156H9ZM24 155V154H23ZM22 155V156H23ZM106 155H108V158L106 160ZM116 155V154H115ZM142 155V154H141ZM181 155V156H182ZM21 156V158H22ZM43 156V158H42ZM138 156V155H137ZM6 157V155H5ZM7 157V158H8ZM25 157H27L25 155ZM27 157V158H28ZM31 157V158H32ZM94 157H96L94 159ZM118 157V155H117ZM120 157V156H119ZM175 157V156H174ZM4 158V157H3ZM26 158V159H27ZM42 158V159H41ZM116 158V157H115ZM181 158V157H180ZM25 159V158H24ZM37 161H36V160ZM100 160H102L103 162L101 163ZM122 160V158H120ZM141 159V158H140ZM177 159V158H176ZM175 159V160H176ZM3 160V159H2ZM5 160V159H4ZM3 160V161H4ZM8 160V159H6ZM5 160V161H6ZM11 162L5 163L4 161V164L11 167V170L10 172H14L13 170H16L17 168H19L18 166L20 165H15L14 160H12L11 158L9 159ZM28 160V159H27ZM97 160L102 164H105L107 165L106 168L104 169H99L97 167ZM113 160V159H112ZM117 160V159H115ZM186 160V159H185ZM260 160V159H259ZM22 161V160H21ZM29 161V160H28ZM36 161V162H35ZM114 161V160H113ZM124 161V160H123ZM150 161V160H149ZM171 161V160H170ZM27 162V161H26ZM30 162V161H29ZM145 162V161H144ZM179 162V161H178ZM264 162V161H263ZM3 163V162H1ZM0 163V164H1ZM20 163V162H19ZM124 163V162H123ZM126 163V162H125ZM141 163V162H140ZM169 163V162H168ZM259 163V162H258ZM17 166V168L15 169ZM27 164V165H28ZM37 164V165H36ZM112 164V163H111ZM145 164V163H144ZM261 164V163H260ZM2 165V164H1ZM103 165V166H105ZM115 165V164H114ZM123 165V164H122ZM126 165V164H124ZM166 165V164H165ZM176 165V164H175ZM259 165V164H258ZM4 166V165H3ZM2 166V167H3ZM42 166V168H43ZM102 166V167H103ZM110 166V165H109ZM156 166V165H155ZM161 166V165H159ZM164 166V164H163ZM253 166V165H252ZM13 167V169H12ZM24 166L23 165V169L22 170H26L24 169ZM41 167V166H40ZM38 167V168H40ZM44 167V169H45ZM52 167V168H51ZM54 167V168H53ZM112 167H116V166H113L112 164ZM153 167V166H152ZM157 167V166H156ZM180 167V166H178ZM4 168V167H3ZM20 168H21V165H20ZM30 168V166H29ZM53 169V172L55 174H58L57 177H59L58 179H55L56 176H54V173L50 170ZM151 168V167H150ZM154 168V167H153ZM158 168V167H157ZM156 168V169H157ZM261 168V166H260ZM1 169V168H0ZM160 169V167H159ZM3 170H6V169H3ZM2 169L0 171L1 175L4 177V178H9L8 181H10V177L9 175L6 173L8 170H6L5 172L3 171ZM21 170V169H18V171ZM28 172L30 171V169H27ZM36 170V169H35ZM40 170V169H38ZM112 170V168H111ZM153 170V169H152ZM164 170V169H163ZM172 170V169H171ZM258 170V169H257ZM51 171L53 173V176H50V173L49 172ZM146 171V170H145ZM154 171V170H153ZM152 171V172H153ZM162 171V170H161ZM8 171V173H10ZM21 172H26V171H20L18 173H21ZM111 172V171H110ZM163 172V171H162ZM168 172V171H167ZM6 173V177L5 175L3 174ZM15 173V172H14ZM13 173V174H14ZM51 173V175H52ZM109 173V172H108ZM154 173V172H153ZM151 173V174H153ZM159 173V172H158ZM157 173V174H158ZM161 173V172H160ZM165 173V172H163ZM162 173V174H163ZM177 173V171H176ZM40 174V175H39ZM45 174V173H44ZM111 174V173H110ZM113 174V173H112ZM8 175V177H7ZM10 175H12L10 173ZM16 175L20 176L19 174H14L12 175V178L15 177ZM115 175V176H116ZM154 175V174H153ZM156 175V174H155ZM159 175V174H158ZM157 175V176H158ZM172 175V174H171ZM17 176V178H18ZM23 178L24 177V174L21 175ZM116 176V177H117ZM163 176V175H162ZM1 177V176H0ZM108 177V176H107ZM114 177V176H113ZM130 177V178H129ZM139 177V176H138ZM141 177V176H140ZM160 178V175L158 176ZM164 177V176H163ZM173 177V175H172ZM45 178H47L48 180H46ZM110 179V177H108ZM107 178V179H108ZM165 178H169L165 175ZM164 178V179H165ZM179 178V177H178ZM19 179V178H18ZM18 179H14L16 181H18ZM19 179V180H20ZM106 179V178H105ZM118 179V178H117ZM136 179V178H135ZM142 179V178H141ZM174 179V178H173ZM181 179V178H180ZM13 180V179H12ZM66 180V182H65ZM81 180V181H80ZM153 180V179H152ZM157 180V179H156ZM163 180V179H162ZM177 180V179H175ZM256 180V179H255ZM16 181H13L16 183ZM137 181V180H136ZM142 181V180H141ZM6 182V181H4ZM11 182V181H10ZM8 182V183H10ZM55 182V183H54ZM107 182V181H105ZM118 182V180H117ZM124 182V180H123ZM122 182V183H123ZM126 182V181H125ZM144 182V181H143ZM166 182V180H165ZM177 182V181H176ZM182 182V181H181ZM260 183V181H258ZM23 183V179H21V181H19V183L16 185H19ZM77 183L79 184V186L77 185ZM133 183V182H131ZM169 183V182H168ZM235 183V182H234ZM5 184V183H4ZM13 184V189L15 188L16 190V187H15V184ZM36 184L33 186V188H30L32 190L35 189V186ZM134 184V183H133ZM146 184V183H145ZM166 184V183H165ZM164 184V185H165ZM256 183H254V188L256 187ZM7 185V184H6ZM70 185H73L71 186L70 188ZM77 185V187L75 186ZM139 185V184H138ZM137 185V186H138ZM151 185V184H150ZM253 185V184H252ZM251 185V186H252ZM259 185V184H258ZM9 186V184L7 185ZM12 186V185H11ZM10 186L9 190L12 188ZM30 187V185H28ZM38 186V185H37ZM107 186V187H106ZM113 186V185H112ZM145 186V185H144ZM160 186V185H159ZM162 186V185H161ZM160 186V188H161ZM169 184L167 185V187L163 186L162 189L157 193V192H154V193H157V195L155 196H158L159 194L162 196L160 197H164L163 195H166V193L168 194L170 192V194L172 193V191H170L169 189L172 188H168ZM171 186V185H170ZM175 186H177V184H175ZM233 186V185H232ZM6 187V186H5ZM22 185L18 186L17 188H20V191H21V188ZM26 187L27 185L25 186L24 184V188L22 189L23 192L26 190ZM32 187V186H31ZM40 187L37 189L39 190ZM156 187V186H155ZM154 187V188H155ZM253 187V186H252ZM259 187V186H257ZM261 187V186H260ZM114 188V187H113ZM122 188V187H121ZM143 188V187H142ZM145 188V187H144ZM180 188V187H179ZM7 189V188H5ZM77 189V190H75ZM111 189V188H109ZM118 189V188H117ZM159 189V188H158ZM176 189V188H175ZM251 188H248V195L251 194V190H249ZM256 189V188H255ZM258 189V188H257ZM256 189V190H257ZM31 190V191H32ZM75 190V193L73 192ZM113 190V189H112ZM150 190V188H149ZM154 190V189H153ZM157 190V189H155ZM184 190V189H183ZM247 190V189H246ZM259 190V189H258ZM257 190V191H258ZM19 191V190H17ZM44 192V190H42ZM88 191V190H87ZM86 191V192H87ZM97 191L94 195V192ZM107 191V190H106ZM111 191V190H110ZM130 191V190H129ZM148 191V190H147ZM243 191V190H242ZM257 191H253L252 192H257ZM8 192V190H7ZM12 192V190H11ZM10 192V193H11ZM33 192V191H32ZM31 192V193H32ZM34 192H36V190H34ZM34 192L32 193L34 195ZM89 192V191H88ZM90 192V193H91ZM114 192V191H113ZM124 192V191H123ZM127 192V191H126ZM153 192V191H152ZM189 192V191H188ZM250 192V193H249ZM1 193V192H0ZM3 193V192H2ZM13 193L16 194V191H13ZM39 193L41 194L42 196V192H37L36 194V197L39 198ZM45 193V192H44ZM74 193V194H73ZM85 193V192H84ZM106 193V192H105ZM110 192H108L109 194ZM112 193V192H111ZM182 192H180L181 194ZM186 194V192H183ZM258 193V192H257ZM13 195L16 196V195ZM20 194V192L18 193ZM17 194L18 197H16L17 199L19 198V195ZM23 194V193H21ZM28 192H27V196H28ZM47 194V193H46ZM65 194V195H66ZM98 194V195H97ZM115 194V192H114ZM122 194V193H121ZM144 194H147V193H144ZM253 194V193H252ZM251 194V196H252ZM2 195V194H1ZM4 195V194H3ZM12 195V194H11ZM10 195V196H11ZM45 195V194H44ZM56 195H59V197L56 198ZM64 195V194H63ZM62 195V196H63ZM68 195V194H67ZM66 195V196H67ZM83 195V193H82ZM82 195H78L76 196L77 198L78 197H81L82 198ZM111 195V194H110ZM109 195V196H110ZM118 195V194H117ZM120 195V193H119ZM149 195V194H148ZM151 196L153 194H150ZM169 195V194H168ZM183 195V194H182ZM245 197L247 196L246 194H244ZM243 195V196H244ZM7 196V195H6ZM25 196V195H24ZM27 196H25L27 198ZM31 196V194H30ZM61 196V197H62ZM69 196V197H71ZM115 196V195H114ZM130 196V195H129ZM240 196V195H239ZM250 196V195H249ZM21 197V196H20ZM29 197V196H28ZM32 197V196H31ZM69 197L67 196L65 199L66 200H70ZM75 197V198H76ZM100 197V196H99ZM98 197V198H99ZM118 197V196H116ZM147 197V195H146ZM170 197V195H169ZM168 197V198H169ZM173 197V196H172ZM170 197L171 200L174 201V197L172 198ZM182 197V196H181ZM3 198H6L5 196ZM15 198V197H14ZM15 198V200H16ZM46 198V197H45ZM52 198V199H51ZM68 198V199H67ZM73 197V199H75ZM76 198V199H77ZM102 197H100L101 199ZM106 198V197H105ZM115 198V197H114ZM113 198V199H114ZM150 196L148 197V200H149ZM154 199H156L155 197H153ZM159 198V196H158ZM9 199V198H8ZM12 199V198H11ZM10 199V200H11ZM24 199V198H23ZM63 201H64V196H63ZM72 199V197H71ZM80 199V198H79ZM90 199V198H89ZM88 199V200H89ZM97 199V198H95ZM93 199V201L95 200ZM100 199L99 202H100ZM104 199V198H103ZM102 199V201H103ZM117 198H115L116 200ZM119 199V198H118ZM120 199H122L125 202L128 203V196H127V193H125L124 195H121ZM119 199V201H120ZM135 199V198H134ZM144 200L145 199V196L143 198ZM178 199V198H177ZM243 201H244V197L242 198ZM4 200V199H3ZM2 200V201H3ZM14 200V201H15ZM19 200V199H18ZM16 200V202H20ZM27 200H30V197L29 199L27 198ZM34 200L37 201V199H35L34 197ZM43 200V199H42ZM65 200V201H66ZM78 200V199H77ZM92 200V199H90ZM89 200V201H90ZM98 200L96 201V203L98 202ZM106 200V199H104ZM113 200V201H115ZM167 200V199H166ZM182 200V199H181ZM195 200V199H194ZM193 200V201H194ZM233 200V199H232ZM247 200V198L245 199ZM6 201V200H5ZM8 201V200H7ZM62 200H60L59 202H61ZM73 201V200H71ZM79 201V200H78ZM85 201V200H84ZM88 201V202H89ZM91 202L93 203V205L95 206L96 203L94 202ZM107 201V200H106ZM110 201V200H109ZM138 201H141V200H138ZM151 201L152 200V197H151ZM150 200L149 202L152 203ZM176 201L175 200L173 202V204H176ZM31 202V201H30ZM68 202V201H67ZM83 202V201H82ZM105 202V201H104ZM118 202V201H117ZM143 202V201H141ZM148 202V201H146ZM162 202V201H161ZM172 202V201H170ZM238 202V201H237ZM3 203V202H1ZM8 203V202H7ZM6 203V204H7ZM11 203V202H9ZM23 203V202H22ZM34 203V202H33ZM44 203V201H43ZM85 202H83L82 204H84ZM102 205L103 202H101ZM108 203V202H107ZM113 203V202H112ZM115 203V202H114ZM121 203V201H120ZM132 203V202H131ZM160 203V202H159ZM178 203V202H177ZM215 203V202H214ZM232 203V202H231ZM242 202H240L241 204ZM259 203V202H258ZM5 204V202H4ZM15 204V203H14ZM13 204V205H14ZM25 204V203H24ZM63 205L65 203H62ZM75 204V203H74ZM89 205V203H86L85 205ZM99 204V203H97ZM111 204V202H110ZM117 204V203H116ZM165 204V203H164ZM186 204V202H185ZM210 204V203H209ZM240 204H238V206L236 204H233V205H236L237 207H231L232 204H228L229 205V208L231 207V210H228L230 212H226V210H220L222 209L223 207H221L219 210L221 212H225L224 214H234L238 211H242L244 212V208L247 210L249 209L250 207H243V208H240ZM254 203H252L251 206H253ZM260 204V203H259ZM261 204H263L261 202ZM2 205L3 207V204H0ZM31 205L34 206V204L31 203ZM35 205L38 207L39 209V204L37 205V202H35ZM42 205V204H41ZM45 205V204H44ZM50 205V206H51ZM73 205V204H72ZM78 205V204H77ZM76 205V206H77ZM87 205V206H88ZM100 205V204H99ZM124 205V204H123ZM134 205V204H133ZM132 205V207H133ZM142 205V204H141ZM172 205V203H171ZM242 205V204H241ZM255 205V204H254ZM6 206V205H5ZM4 206V210L7 208H5ZM15 206V205H14ZM26 206V205H24ZM24 206H21L20 208L17 207L18 209V212L19 210H21L22 207ZM28 206V204H27ZM35 206V207H36ZM57 206V205H56ZM65 206V205H64ZM83 206V205H81ZM92 206V205H90ZM98 205H96L97 207ZM117 206V205H116ZM120 206V205H119ZM129 206V205H128ZM135 206H137V204L135 203ZM134 206V208H135ZM146 206V204H145ZM155 206V205H154ZM167 206V205H166ZM170 206V205H169ZM174 206V205H173ZM173 206H172V210H173ZM182 206V205H181ZM225 206V205H224ZM256 207L258 206L257 204L255 205ZM262 206V205H261ZM9 209H11V206H8ZM14 207V208H15ZM34 207V208H35ZM36 207V208H37ZM43 207V206H42ZM59 207V206H58ZM57 207V208H58ZM60 207H62L60 205ZM66 207V206H65ZM64 207V208H65ZM70 207V206H69ZM79 207V206H78ZM84 207V206H83ZM86 207V206H85ZM89 207V206H88ZM99 207V206H98ZM101 207V205H100ZM130 207V206H129ZM151 207V206H150ZM153 207V206H152ZM179 207V206H178ZM239 207V208H238ZM242 207V206H241ZM13 208V207H12ZM11 211H15V210ZM26 208V207H25ZM28 208V207H27ZM46 208V207H45ZM51 208V207H50ZM55 208V209H57ZM63 208V207H62ZM87 208V207H86ZM110 207H108L109 209ZM122 208V207H121ZM156 208V207H155ZM171 208V207H169ZM233 208V209H232ZM254 208V206H253ZM24 209V208H22ZM29 209V208H28ZM31 209V207H30ZM54 209V208H53ZM54 209V211H55ZM80 209V208H79ZM78 209V210H79ZM85 209V208H84ZM91 209V208H89ZM93 209V208H92ZM97 209V208H95ZM100 209V208H98ZM97 209V210H98ZM105 211H107V209L104 207ZM104 209H101V211H104ZM113 209H115L113 207ZM112 209V210H113ZM120 209V208H119ZM124 209V208H122ZM139 209V208H138ZM153 209V208H152ZM151 209V210H152ZM160 209V208H159ZM158 209V210H159ZM176 209V208H175ZM182 209V207H181ZM234 209L236 210V212H233ZM240 209V210H239ZM243 209V210H242ZM251 209V208H250ZM8 209H6L7 211ZM44 210V208H43ZM60 210H62L60 208ZM59 210V211H60ZM69 210V209H68ZM81 210H82V207H81ZM115 210H118V209H115ZM130 210V209H129ZM127 210V211H129ZM136 210V209H135ZM154 210V209H153ZM157 210V211H158ZM212 210V209H211ZM218 210V211H219ZM8 211V213L10 212ZM42 211V210H41ZM41 211H39L41 213ZM46 211V210H45ZM71 211V210H70ZM86 211V210H85ZM99 211V210H98ZM124 210H122L123 212ZM161 211H163L161 209ZM214 211H217V210H214ZM213 211V212H214ZM218 214H215L213 217L209 218V220L211 221H215V219L217 220V218L219 217L220 215V212H218ZM251 211V210H250ZM259 211H260V207H259ZM1 212V211H0ZM17 212V211H15ZM17 212V213H18ZM32 212V211H31ZM52 212V211H51ZM83 212V211H82ZM96 212V210H95ZM94 211L91 212L93 214H96ZM110 212V210H109ZM121 212V211H120ZM144 212V210H143ZM149 211H147L148 213ZM205 212V211H204ZM247 212V211H246ZM258 212V211H257ZM3 213V211H2ZM20 213H24V212H20ZM26 213V212H25ZM33 213V212H32ZM37 213V212H36ZM40 213H39V216H40ZM46 213V212H44ZM43 213V214H44ZM75 213V212H74ZM77 213V212H76ZM90 213V212H88ZM101 213V212H100ZM115 213V212H114ZM136 213V212H135ZM151 213V211H150ZM153 213V212H152ZM172 213V211L170 212ZM222 213V214H223ZM239 212H237L236 214L238 215ZM241 213V212H240ZM239 213V214H240ZM254 213V212H253ZM1 214V213H0ZM12 214V213H11ZM15 213L13 212V215ZM29 214V212H28ZM42 214V213H41ZM48 214V213H47ZM61 214V213H59ZM65 214V212H64ZM108 214V213H107ZM113 214V212H112ZM123 214V213H121ZM130 214V213H129ZM154 214V213H153ZM156 214V213H155ZM158 214V213H157ZM166 214V213H165ZM173 214V213H172ZM176 214V212H175ZM210 214V213H209ZM208 214V215H209ZM221 214V215H222ZM226 214V215H227ZM252 214V213H251ZM17 215V214H16ZM14 216L16 218H18V216ZM19 216L22 215V216H25L23 214H18ZM63 215V214H62ZM67 215V213H66ZM101 215V214H99ZM137 215V214H136ZM160 215V214H159ZM167 215V214H166ZM170 215V214H169ZM181 215H185V214H181ZM200 215V213L198 214ZM204 216V214H202ZM211 215V214H210ZM220 215V216H221ZM225 215V216H226ZM236 215V216H237ZM241 215V214H240ZM244 215V214H243ZM263 215V214H262ZM6 216V217H5ZM4 217L7 219V214L5 215ZM10 218L12 219L13 217H11V215H9ZM33 216V215H32ZM46 216H49V215H46ZM93 216V215H91ZM105 215H103L104 217ZM109 216H111L109 214ZM113 216V215H112ZM111 216V217H112ZM165 216V215H164ZM173 216V215H172ZM175 216V215H174ZM173 216V217H174ZM179 216V215H178ZM177 216V217H178ZM201 216V215H200ZM234 216V215H233ZM239 216V215H238ZM249 216V214H248ZM2 217V216H1ZM27 217V216H26ZM30 217V216H28ZM27 217V218H28ZM37 217V215H36ZM43 217V216H42ZM52 217V216H51ZM116 217H118L116 215ZM140 217V216H139ZM144 217V216H143ZM166 217V216H165ZM169 217V216H168ZM171 217V218H173ZM205 217V216H204ZM203 217V218H204ZM209 217V216H208ZM217 217V218H216ZM21 219V217H19ZM18 218V219H19ZM24 218V217H23ZM23 218H22V221L20 220H17L15 222V218H13L15 224H16V227L17 229H20L21 228V225L24 224L23 223ZM26 218V219H27ZM35 218V217H34ZM81 218V217H80ZM85 218V217H84ZM122 218V217H120ZM154 217H152L153 219ZM157 218V217H156ZM160 218L159 220H162L161 217H158ZM186 218V217H185ZM184 218V219H185ZM221 218V217H219ZM218 218V219H219ZM232 218V217H231ZM234 218V217H233ZM39 219V218H37ZM45 219V218H44ZM49 219V217L47 218ZM46 219V220H47ZM55 219V218H54ZM65 219V218H64ZM82 219V218H81ZM96 219V218H95ZM102 219V217H101ZM117 219V218H116ZM129 219V217H128ZM151 219V217H150ZM166 219V218H165ZM176 219V218H175ZM180 219V218H179ZM183 219V217H182ZM183 219V220H184ZM197 219V218H196ZM202 219V217H201ZM200 219V220H201ZM5 220V219H4ZM5 220V221H6ZM28 220V219H27ZM26 220V221H27ZM45 220V221H46ZM70 220V218H69ZM84 220V219H82ZM97 220V219H96ZM119 220V218H118ZM122 219H120L121 221ZM158 220V219H157ZM168 220V218L166 219ZM171 220V219H170ZM173 220V219H172ZM208 220V221H209ZM229 220V219H228ZM239 220V219H238ZM4 221V222H5ZM24 220V222H26ZM30 222H33V220H29ZM36 221V219H35ZM34 221V222H35ZM41 221H44V220H41ZM49 221V220H48ZM55 221V220H54ZM95 221V220H94ZM98 221V220H97ZM96 221V222H97ZM110 221V220H109ZM117 221V220H116ZM150 221V220H149ZM156 221V219L154 220ZM182 221V220H181ZM231 221V219H230ZM1 222V221H0ZM13 223V221H11ZM28 222V221H27ZM26 222V223H27ZM56 222V221H55ZM58 222V221H57ZM82 222V221H81ZM93 222V221H92ZM123 222V221H122ZM121 222V223H122ZM125 222V221H124ZM143 222V220H142ZM153 222V220L151 221ZM149 222V223H151ZM160 222V221H159ZM171 222V221H170ZM177 222V221H176ZM8 225V229H10L12 226L11 224ZM25 223V224H26ZM36 223V222H35ZM41 223V222H40ZM46 223V222H45ZM51 223V222H50ZM62 223V222H61ZM85 223V221H84ZM105 222H103V225H104ZM108 223V222H106ZM116 223V222H114ZM212 223V222H211ZM214 223V222H213ZM5 226L6 225V222L4 223ZM8 224V222H7ZM33 224V223H32ZM37 224V223H36ZM41 224H44L41 223ZM47 224V223H46ZM55 224V223H54ZM53 224V225H54ZM64 224V223H62ZM69 224V222H68ZM77 224V223H76ZM83 224V222H82ZM80 224V225H82ZM90 224V223H89ZM98 224V223H97ZM109 224V223H108ZM108 224H105L104 226L108 225ZM111 224V223H110ZM117 224V223H116ZM135 224V223H134ZM154 223H152V226L151 227H154L157 225V223L153 226ZM159 224V223H158ZM161 224H162V221H161ZM160 224V225H161ZM164 224V223H163ZM170 224V223H169ZM224 224V223H223ZM30 224L28 223V226ZM48 225V224H47ZM46 225V227H47ZM84 225V224H83ZM93 225V224H92ZM114 226V224H112ZM123 225V223H122ZM138 225V223H137ZM136 225V226H137ZM140 225V224H139ZM174 225V223L172 224ZM185 225V224H184ZM183 225V226H184ZM206 225V224H205ZM211 225V224H210ZM229 225V224H228ZM4 226V225H3ZM34 226H38L37 225H33L32 228H34ZM40 226V225H39ZM38 226V227H39ZM45 226V225H43ZM63 226V225H62ZM65 226V225H64ZM63 226V227H64ZM69 225H67L68 227ZM96 226V225H95ZM95 226H94V229H95ZM111 226V225H110ZM112 226V227H113ZM118 225H116L117 227ZM124 226V225H123ZM150 226V225H149ZM169 226V225H168ZM181 226V225H180ZM180 226H178L180 228ZM187 226V225H186ZM197 226V224H196ZM195 226V227H196ZM200 226V225H199ZM220 226V224H219ZM241 226V225H240ZM244 226V225H243ZM252 226V224H251ZM258 226V225H257ZM260 226V225H259ZM1 229H2V226H0ZM26 227V225H25ZM49 227V226H48ZM53 227V226H51ZM70 227V226H69ZM74 227V226H73ZM86 227V226H84ZM106 227H109V226H106ZM121 227V226H120ZM160 227V226H159ZM158 225L155 227V228H152V230H154V233H151L152 235V239L154 242L158 237H159V232L160 229H159ZM162 227V226H161ZM166 227V226H165ZM173 228V226H171ZM175 227L177 228L176 224L174 226L173 229H175ZM191 227V226H190ZM32 228H31V231H32ZM40 228V227H39ZM42 228V226H41ZM56 228V227H55ZM65 228V227H64ZM72 228V226H71ZM79 228V227H78ZM123 228V227H122ZM140 228V227H139ZM256 228V227H255ZM7 229V232H9V230ZM16 229V230H17ZM28 228H26V231ZM45 229V228H44ZM42 229L44 232L46 230H48L46 228V230ZM51 229V228H50ZM49 229V232L51 233ZM58 229V228H57ZM63 229V228H62ZM73 229V228H72ZM82 229V227H81ZM93 229V228H92ZM109 228H107L106 231H109L108 230ZM117 229V228H116ZM136 229V228H135ZM147 229V228H145ZM162 229V228H161ZM184 229V228H182ZM187 229V228H186ZM203 229H206L203 227ZM30 230V228H29ZM40 229V231H42ZM60 230V229H59ZM66 230V229H65ZM71 230V229H70ZM69 230V231H70ZM87 230V229H85ZM121 230V228H120ZM162 230H165L162 229ZM170 230V229H169ZM180 229H178V232H179ZM188 233L187 234H190L189 232L191 231V229H188ZM194 230V229H193ZM197 230V229H196ZM199 230V229H198ZM202 230V229H201ZM246 230V228H245ZM3 231V230H2ZM6 231V230H5ZM11 232L9 233H12L13 234V230L11 229L10 230ZM19 231V230H18ZM34 231V230H33ZM33 231L30 232L31 234H33ZM53 231H55L53 229ZM52 231V233H53ZM57 231V230H56ZM81 231V230H80ZM95 231V230H94ZM99 231V230H98ZM112 231V230H111ZM114 231V230H113ZM116 231V230H115ZM142 231V230H141ZM148 231V230H146ZM182 231V230H181ZM185 231V230H184ZM187 231V230H186ZM195 231V230H194ZM260 231V230H259ZM20 234L22 233V231L20 230L19 231ZM25 232V230H24ZM36 232V230H35ZM76 232V231H75ZM82 232V231H81ZM93 232V231H92ZM110 232V231H109ZM129 232V231H128ZM134 232V231H133ZM137 232V231H135ZM145 232V231H144ZM143 232V234H144ZM153 232V231H152ZM166 232V231H165ZM174 233V231H172ZM177 232V231H176ZM178 232L176 234H178ZM192 232V231H191ZM204 232V231H203ZM1 233V231H0ZM38 233V232H37ZM36 233V234H37ZM55 233V232H54ZM80 233V232H78ZM97 233V231H96ZM99 233V232H98ZM97 233V234H98ZM105 233V232H104ZM117 233V232H116ZM138 233V232H137ZM150 233L148 234L150 236ZM183 233V231H182ZM195 233V232H194ZM15 234V233H14ZM19 234V233H18ZM26 234V233H25ZM35 234V233H34ZM33 234V236H34ZM41 234V232H40ZM45 234V233H44ZM48 234V233H47ZM57 234V233H56ZM55 234V235H56ZM86 234V233H85ZM175 234V235H176ZM257 234V233H256ZM10 235V234H9ZM50 235V234H49ZM53 235V234H52ZM51 235V236H52ZM58 235V234H57ZM65 235V233H64ZM84 235V234H83ZM107 235V234H106ZM129 235V234H127ZM134 235V234H133ZM142 235V234H141ZM163 235V233L161 234ZM160 235V236H161ZM183 235V234H182ZM195 235V234H194ZM193 235V236H194ZM206 235V234H205ZM29 236V234L27 235ZM38 236H39V233H38ZM43 236V235H42ZM117 236V234H116ZM115 236V237H116ZM144 236V235H143ZM166 236V234H165ZM199 236V235H198ZM32 237V235H31ZM55 237V236H53ZM73 237V236H72ZM86 237V236H85ZM104 237V236H103ZM112 237V236H111ZM137 237V235H135V238ZM140 237V236H139ZM156 237V239H155ZM162 237V236H161ZM164 237V236H163ZM201 237V236H200ZM14 238L15 241L17 240V236H15ZM36 238V237H35ZM41 238V237H40ZM48 238V237H47ZM83 238V237H82ZM134 238V239H135ZM143 238V237H142ZM146 236H145V239L146 240ZM166 238V237H165ZM184 238V237H183ZM192 238V237H191ZM258 238V237H257ZM31 239V238H30ZM34 239V238H33ZM42 239V238H41ZM53 239V238H52ZM72 239V238H71ZM105 239V238H104ZM133 239V240H134ZM160 239V238H159ZM198 239V237H197ZM213 239V238H212ZM82 240V239H81ZM86 240V239H85ZM117 240V239H116ZM125 240V239H124ZM142 240V241H144ZM30 241V240H29ZM27 240V242H29ZM32 241V240H31ZM37 239H36V243H37ZM42 241V244L43 243V240ZM48 241V240H47ZM50 241V239H49ZM147 241V240H146ZM145 241V242H146ZM149 241V240H148ZM158 241V240H157ZM156 241V242H157ZM162 241V240H161ZM209 241V240H208ZM24 242V241H23ZM35 242V241H34ZM40 242V241H39ZM51 242V241H50ZM55 242V241H54ZM68 242V241H67ZM86 242V241H85ZM91 242V241H90ZM105 242V240H104ZM112 242V241H111ZM115 242V241H114ZM120 242V241H118ZM151 242V243H152ZM160 242V240H159ZM164 242V240H163ZM195 242V241H194ZM201 242V241H200ZM216 242V240H215ZM257 242V241H256ZM11 243V242H10ZM13 243V242H12ZM11 243V244H12ZM20 243V242H19ZM18 243V244H19ZM32 245H33V242H31ZM88 243V241H87ZM117 243V242H116ZM128 243V242H127ZM140 243V242H139ZM147 243V242H146ZM261 243V242H260ZM14 244V243H13ZM35 244V243H34ZM112 244V243H111ZM118 244V243H117ZM133 244V243H132ZM137 244V243H136ZM149 244V243H148ZM154 244V243H153ZM158 242L156 244V247L158 246ZM161 244V242H160ZM159 244V245H160ZM167 244V242H166ZM213 244V243H212ZM22 245V243H21ZM31 245V244H30ZM39 245V244H38ZM37 245V246H38ZM41 245V244H40ZM46 245V244H45ZM102 245L104 246V243H102ZM108 245V244H107ZM152 245V244H150ZM165 245V244H164ZM206 245V244H205ZM211 245V244H210ZM255 245V244H254ZM258 245V244H257ZM36 246V245H35ZM53 246V245H52ZM86 246V245H85ZM84 246V247H85ZM90 246V245H89ZM88 246V247H89ZM95 246V245H94ZM110 246V245H109ZM126 246V245H125ZM138 246V244H137ZM162 246V245H161ZM172 246V245H171ZM169 246V247H171ZM15 247H17L15 245ZM49 247V246H48ZM58 247V246H57ZM79 247V246H78ZM87 247V248H88ZM106 247V246H105ZM112 247V245H111ZM130 247H133V246H130ZM256 247V246H255ZM18 248V247H17ZM34 248V247H33ZM31 248V249H33ZM45 248V247H44ZM86 248V247H85ZM108 248V247H107ZM118 248V247H117ZM135 248V247H134ZM133 248V249H134ZM144 248V246L142 247ZM149 248V247H148ZM197 248V247H196ZM13 249V247H12ZM20 249V247H19ZM29 249V248H28ZM29 249V250H31ZM36 249H39L36 248ZM77 249V248H76ZM91 249V248H90ZM111 249V248H109ZM107 249V250H109ZM123 249V248H122ZM121 249V250H122ZM126 249H128L126 247ZM139 249V248H138ZM162 249V248H161ZM216 249V248H215ZM255 249V248H254ZM49 250V249H48ZM10 251V250H9ZM52 251V250H51ZM82 251V250H81ZM84 251V250H83ZM91 251V250H90ZM104 251V250H102ZM131 252V250H129ZM171 251V250H169ZM209 251V250H208ZM262 251V250H261ZM260 251V252H261ZM30 252V251H29ZM80 252V251H79ZM115 252V251H113ZM112 252V253H113ZM120 252V251H118ZM123 252V251H122ZM203 252V251H202ZM206 252V251H205ZM20 253V251H19ZM91 253V252H90ZM89 253V254H90ZM106 253V252H105ZM137 253V252H136ZM139 253V252H138ZM170 253V252H169ZM210 253V252H209ZM212 253V252H211ZM95 254V253H94ZM101 254V253H100ZM107 254V253H106ZM114 254V253H113ZM116 254V252H115ZM128 254V253H127ZM131 254V253H130ZM129 254V255H130ZM133 254V253H132ZM135 254V252H134ZM133 254V255H134ZM92 255V254H91ZM96 255V254H95ZM117 255V254H116ZM120 255V254H119ZM131 255V256H133ZM141 255V253L139 254V256ZM122 256V255H121ZM136 256V255H135ZM14 257V256H13ZM90 257V256H89ZM93 257V256H91ZM110 257V256H109ZM113 257H117V256H113ZM144 257V256H143ZM142 257V259H144ZM216 257H217V254H216ZM11 258V257H10ZM23 258V256H22ZM21 258V260H22ZM94 258V257H93ZM96 258V257H95ZM99 258V257H98ZM111 258V257H110ZM118 258V257H117ZM131 258V257H130ZM249 258V257H248ZM129 259V257H128ZM134 259V257H133ZM137 259V258H136ZM135 259V260H136ZM139 259V258H138ZM137 259V260H138ZM141 259V258H140ZM226 259V258H225ZM224 259V261H225ZM232 259V258H231ZM91 259H89L90 261ZM93 260V259H92ZM113 260V258H112ZM115 260V258H114ZM113 260V261H114ZM119 260V259H117ZM209 260V259H208ZM219 260V259H218ZM233 260V259H232ZM256 260V259H255ZM10 261V260H9ZM13 261V260H12ZM88 261V262H89ZM133 261V260H132ZM131 261V262H132ZM227 261V260H226ZM235 261V260H234ZM261 260H259L260 262ZM112 262V261H111ZM115 262V261H114ZM120 262V260H119ZM130 262V260H129ZM134 262V261H133ZM245 262V261H244ZM249 262V261H248ZM256 261H254L255 263ZM110 263V262H109ZM118 263V262H117ZM126 263V262H125ZM135 263V262H134ZM210 263V262H209ZM229 263V262H228ZM247 263V262H246ZM252 263V262H251ZM92 264V262H91ZM95 264V263H94ZM120 264V263H119ZM129 264V263H128ZM132 264V263H131ZM216 264V263H215ZM224 264V262H223ZM257 264V263H256Z\"/></svg>",
  "mask_w": 264,
  "mask_h": 264
}]
</instances>
